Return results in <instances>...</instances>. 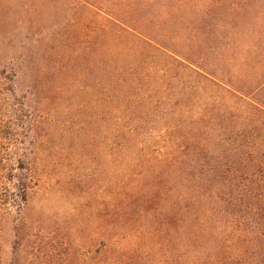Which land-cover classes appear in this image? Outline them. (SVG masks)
Masks as SVG:
<instances>
[{
  "label": "rangeland",
  "instance_id": "rangeland-1",
  "mask_svg": "<svg viewBox=\"0 0 264 264\" xmlns=\"http://www.w3.org/2000/svg\"><path fill=\"white\" fill-rule=\"evenodd\" d=\"M156 1L165 7L158 10L154 0H0V72L5 73L0 78V92H4L0 99L6 95L7 102L6 106L0 102V160L13 165L16 151L35 150L34 167L42 179L20 221L19 212L10 207V222H3L2 247L17 248L7 257L37 264L95 262L113 258L103 247L110 241L131 250L140 248L138 255L149 262H179V228L170 202L148 204L154 221H142L140 202L128 200L118 217L114 212L117 199L130 194L133 186L137 195H144L143 186L154 181L156 172L181 162L169 156L190 149L183 135L191 138V134L188 129L177 133L169 125L158 126L152 114L132 113L129 101L117 100L116 91L108 95L113 106H99L98 80L109 81L110 72L118 78L110 68L112 59L120 65L134 57L130 53L114 58L115 51L129 49L130 36L102 12L117 8L120 18L138 26L152 18L155 21L145 25L147 34L164 38L182 54L190 53L210 74L220 72L225 82L239 90L253 92L259 82L255 77L264 78V0ZM15 72L19 76L12 83ZM12 89L15 102L7 97ZM223 89L221 98L213 96V87L200 94L196 91L187 100L195 120L206 108L205 127L197 129L212 142L219 135L226 139L239 135L223 148L255 154L229 162L264 166L260 155L264 117L248 107L255 103V95L239 102L231 96L233 91ZM27 90L33 95L28 96ZM259 96L264 104V89ZM21 103L25 112L19 111ZM26 105L40 112L36 133L28 134L35 119ZM122 119L124 131L119 129ZM118 152H125L127 158L116 165ZM229 194L224 192L225 199L232 197ZM161 207L164 211L158 210ZM233 210L228 208L227 215ZM142 225L147 232L141 233V239L125 236ZM261 228L264 224L255 223V229ZM97 249L104 252L96 254Z\"/></svg>",
  "mask_w": 264,
  "mask_h": 264
},
{
  "label": "trees",
  "instance_id": "trees-1",
  "mask_svg": "<svg viewBox=\"0 0 264 264\" xmlns=\"http://www.w3.org/2000/svg\"><path fill=\"white\" fill-rule=\"evenodd\" d=\"M154 2H158L156 3L158 10L165 7V4L159 1L154 0ZM102 13L114 20L115 27L130 36L129 49L125 52L115 51L114 58L127 56L130 53H133L134 57L126 58L129 59L128 62L120 65L112 59L113 66L110 68L117 73L118 78H114L115 76L110 72L112 78L109 77V81L107 77L98 80L99 106L101 108L113 106L108 100V95L110 91H116L117 100L121 99L124 103L129 101V111L132 113L152 114L158 118V126L169 125L177 133L178 130L188 129L191 138L183 136L185 142L192 145L190 149L186 147V151L180 152L178 156H169L170 160L181 162L170 163L156 172L152 177L154 181L143 186L144 195H137L135 192L137 188L133 186L130 194L125 198H118L115 202L117 209L114 217H118L120 208L129 200L134 204L138 202L142 204L141 216L145 218L142 221L145 222L146 219L154 221L152 218L155 214L150 217L149 213L152 212L146 208L148 204L170 202L179 228L177 246L181 255L176 264H264V229H255V223L264 224V166L253 163H230L231 158L237 159L243 155L253 158L255 153H242L240 149L223 148L227 140L235 143L240 138L239 135L227 139L219 135L212 142V138H209L204 131L197 129L198 126L205 127L206 108H201L203 112L195 120L192 106L189 107L191 102L187 101L191 100L194 92L199 91L200 94L205 92L204 89L213 87L215 89L213 96L221 98L223 88L226 89L222 74L220 72L215 76L210 74L203 65L194 61L190 53L182 54L164 38L147 34L145 27L155 21L152 18L147 20L149 23L144 21L146 26L143 23L138 26L130 20L126 22L120 18L117 8ZM4 75L5 73L0 72V78H4ZM18 76L19 74L15 72L12 83H15ZM113 78L114 80H111ZM8 91L7 97L14 99L15 102V90ZM27 91L28 96L33 95V90ZM3 94L4 92H0V97ZM231 96L239 102L246 98L236 93ZM4 97L0 102L4 101ZM199 97L204 96L198 95ZM250 103L248 106L250 112L255 115L262 114L264 117V108L258 107L254 102ZM6 105L7 102L4 101L3 106ZM22 105V103L19 105L21 106L19 111L25 112ZM26 106L28 110L32 109L35 119V125L32 124V127L28 128V134L36 133L40 112L33 105ZM13 120L17 123L19 119L15 116ZM136 126L141 127V124L138 123ZM119 129L124 131V119L121 120ZM3 139L9 141L6 137ZM175 144H178L177 139ZM260 155L264 157V153ZM15 156L13 165H5L0 160V235L4 229L3 222L6 224L10 222V207L19 212L18 221H20L22 211L26 210L34 190L42 181L38 168L34 167L37 159L35 150H19L16 151ZM123 158H127L125 152H118L114 156V163L118 165ZM128 160L132 161L130 156ZM226 191L232 196L229 200L225 199ZM228 208L234 209L233 214L227 215ZM158 210L164 211L162 207ZM145 232H147L146 227L142 225L137 229L136 234L129 233L125 236L141 239V233ZM124 246L117 242L112 244L110 241L107 245L103 244V247L109 248L108 252L113 253V258L109 259L100 258L95 262L70 260L40 264H157L142 259L138 255L140 248L131 250ZM103 252L97 249L95 253ZM16 253L15 246L5 250L0 237V264H37L27 261L22 263L7 257Z\"/></svg>",
  "mask_w": 264,
  "mask_h": 264
},
{
  "label": "crops",
  "instance_id": "crops-1",
  "mask_svg": "<svg viewBox=\"0 0 264 264\" xmlns=\"http://www.w3.org/2000/svg\"><path fill=\"white\" fill-rule=\"evenodd\" d=\"M256 57V56H255ZM262 61V60H260ZM257 62L258 64H260L261 62ZM264 65V63H263ZM259 77H255V81H259L258 84H255V91L253 92H250V91H247V92H244L243 90H239L235 84H232L230 82H225L226 83V88H228L229 90L233 91L234 93L240 95V96H243V97H247V96H251V95H255V105H257L258 107L260 108H264V104L258 99L260 96H259V92H261L263 89H264V78L258 80ZM225 80V79H224Z\"/></svg>",
  "mask_w": 264,
  "mask_h": 264
}]
</instances>
